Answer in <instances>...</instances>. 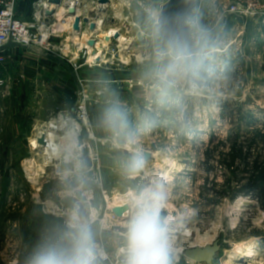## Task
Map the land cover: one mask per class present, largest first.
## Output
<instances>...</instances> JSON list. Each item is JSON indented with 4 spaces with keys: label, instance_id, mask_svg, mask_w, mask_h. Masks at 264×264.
Wrapping results in <instances>:
<instances>
[{
    "label": "rangeland",
    "instance_id": "1",
    "mask_svg": "<svg viewBox=\"0 0 264 264\" xmlns=\"http://www.w3.org/2000/svg\"><path fill=\"white\" fill-rule=\"evenodd\" d=\"M213 1L201 0L189 16H198L210 30L213 49L199 54L201 63L195 74L177 78L170 85L159 80L162 62L157 59V49L164 46L165 36L161 26L158 39L154 25L166 0H139L124 9L118 3H114L117 8L109 7L97 34L98 59H92L90 46L86 48V36L68 33L51 40L49 64L43 58L38 64L26 49H8L7 59L0 62V264H30L40 246L64 242L70 225L84 220L76 219L75 214L78 204L87 200L93 215L92 220L85 219L91 223L94 238L102 235L108 253L115 256L126 247V232L115 231V227L126 226L101 230L110 226L106 218L109 206L115 198L139 191L156 179L164 181L168 194L162 217L171 227L183 222L191 230L187 236L184 232L170 234L172 264H204L186 258L184 252L214 242L221 249L213 264H264V211L251 200L242 206V196L232 199L226 195L207 204L201 187L208 173L199 166L204 160L202 143L208 142L210 134L223 139L237 127L222 119L221 100L247 103L252 112L264 108V0H242L258 13L229 17L227 22L214 7L224 8L231 0H215L212 5ZM24 8L30 15L27 1ZM112 28L130 42L123 45L112 38L105 46L103 38ZM191 38L200 47L192 34ZM64 64L74 73L65 71ZM43 65L47 70L41 73L39 66ZM72 77L80 90H87L90 135L94 126L97 134L87 137L89 140L72 134L71 140L63 131L59 148L50 153L45 165L33 151L35 126L45 127L64 112L80 117L74 111L79 90L69 83ZM102 88L103 94L96 95ZM112 106L125 113L134 142L115 135L104 120H98ZM255 116L264 123V113ZM153 143L157 151L146 161L144 152ZM89 153L99 157L91 171L81 169L80 162ZM136 153L143 158L144 167L130 175L126 165ZM31 158L46 168L37 183L26 170ZM75 175L80 184L72 188ZM211 181L224 184L223 170L216 171ZM206 186L213 188V184ZM251 245H256L255 255L237 260L241 250Z\"/></svg>",
    "mask_w": 264,
    "mask_h": 264
},
{
    "label": "clouds",
    "instance_id": "2",
    "mask_svg": "<svg viewBox=\"0 0 264 264\" xmlns=\"http://www.w3.org/2000/svg\"><path fill=\"white\" fill-rule=\"evenodd\" d=\"M186 24L200 48L194 51L192 42L182 32L172 33L164 39V46L157 49V59L162 62L158 70L162 84L170 85L177 78L195 74L201 63L199 53L212 46L210 30L201 24L198 16L189 18ZM154 25L155 36L160 39L159 20L154 21ZM104 123L115 135H124L129 143L134 142V135L128 130L127 117L119 107L112 106L105 111ZM143 167V158L136 153L126 165V171L134 175ZM167 199L165 183L161 179L130 193L131 212L123 264H172L171 224L161 215ZM30 264H99L91 223L84 219L70 225L64 242L40 246L31 257Z\"/></svg>",
    "mask_w": 264,
    "mask_h": 264
},
{
    "label": "built area",
    "instance_id": "3",
    "mask_svg": "<svg viewBox=\"0 0 264 264\" xmlns=\"http://www.w3.org/2000/svg\"><path fill=\"white\" fill-rule=\"evenodd\" d=\"M26 1L28 2L29 9L31 10V16L29 19L22 18V15L25 12L24 10L20 12L22 3L25 6ZM49 1L50 0H0V62L1 63L7 59L8 49L12 46L20 47L27 50V47L33 44L41 47L43 50L47 52H51L53 51L51 40H53L54 38H58L60 37V35L66 33L73 36L76 34L73 30L74 18L67 17L68 11L70 10L66 9L67 10L66 14H64L63 16L65 19V26L57 27L56 24L57 22H59V20L56 14L53 16H49L47 13L48 11L57 10L55 9V6L57 5L51 4ZM110 2L111 4H113V2L118 3L122 6V8L124 7L129 8L131 4V0H110ZM63 3H68L69 6H74L77 4L79 7H81V3H84L83 9L87 10V8H90L91 6L94 10H97L96 13L100 12L99 10L103 9L102 6H104L102 4H99V0H89L88 2H84V0H63ZM215 3L216 1L214 0L212 5H214ZM200 4H201V0H198L197 6H199ZM214 10L218 14V16L221 19H223V21L225 22H227L229 17L234 16L237 18V16L243 17L258 13V11L244 5L242 3V0H231L226 4V6H224V8H221V5H215ZM82 14L83 17L85 16L89 17V24H85L83 23V21H81V27L83 28V30L80 36L81 38L83 35L86 36L85 45L86 48H89L87 43H89L88 41L90 39L96 38L97 41L99 42V37H97L89 29V25L91 24V22L97 23L99 21V18L91 15L89 16L85 12H82ZM103 21H104L103 23H105L106 21L105 17H103ZM2 84L3 81H0V85ZM86 91L87 90H85V88L83 87L81 88V90L79 88L78 97H77V106L74 111L77 112V114H80V117L77 118V121H80L79 123L81 124L82 123L85 124L84 125L85 127H83V129L85 128L90 136V131L92 129L88 121L89 114L87 108L88 107L87 104L89 102L90 97L86 93ZM103 92L104 90L100 92L97 91L96 95L101 96ZM84 118H87V121L84 120ZM83 129H81V131ZM81 131H79V133L77 134L78 137L82 136ZM82 138L84 139L86 137H82ZM88 156L91 158L92 161L95 162L94 166L92 168H89V170H91L98 164L99 157L93 156L92 153H89ZM83 159L84 157H82V160H80L81 164L83 162ZM83 167L84 166L82 164L81 169H83ZM85 169L87 168L85 167ZM89 201L90 200L85 201L84 206L89 217L88 219L92 220L93 213ZM116 206H120V205H116ZM113 208L109 206L110 214H106V218H108V221L110 222V226L102 227L101 229L102 231L111 229L115 226H122L123 223L124 226L127 227V223H126L127 221L125 222L121 221L118 217H116V215L112 213ZM93 222L94 221H92V223ZM95 243L98 249V259L100 264H123L124 262V259L122 258V256H124L123 248H120V250L115 254V256H111L107 251V245L102 235H100L99 238L95 240Z\"/></svg>",
    "mask_w": 264,
    "mask_h": 264
},
{
    "label": "trees",
    "instance_id": "4",
    "mask_svg": "<svg viewBox=\"0 0 264 264\" xmlns=\"http://www.w3.org/2000/svg\"><path fill=\"white\" fill-rule=\"evenodd\" d=\"M221 106L224 122L237 127L223 139L210 134L208 142L202 143L204 160L199 166L208 177L201 187V194L211 205L217 202L215 198L242 196L255 201L264 211V123L255 116L264 113V108L252 112L246 108L247 103L236 104L231 99L221 100ZM219 169L223 170L225 178L221 186L211 181V176ZM192 172L196 174L197 171ZM206 183L219 189L207 187Z\"/></svg>",
    "mask_w": 264,
    "mask_h": 264
},
{
    "label": "water",
    "instance_id": "5",
    "mask_svg": "<svg viewBox=\"0 0 264 264\" xmlns=\"http://www.w3.org/2000/svg\"><path fill=\"white\" fill-rule=\"evenodd\" d=\"M89 0H84V2H88ZM51 4H55L57 6H64L65 9L70 10L68 11L67 17H72L74 18V23H73V30L77 35H80L83 28L81 27V21L85 24H89V17L85 16L83 17L82 13H78V8H80L77 4L74 6H69L68 3H63V0H50L49 1ZM84 3H81V8L84 7ZM99 4L102 5H111L110 0H99ZM198 0H168L159 15V22L160 25L162 26V29H164V36L165 39L170 36L172 33H184L185 36L192 42L193 44V50H197L200 47L196 46L194 41L191 38V32L188 29V26L186 24V21L188 20V17L193 13L195 8L197 7ZM86 6V5H85ZM58 10H53V11H48L49 16H53L57 13ZM100 12L96 13L95 15H92L94 17H98L100 14L105 11V9H100ZM65 22V19L62 20ZM98 25L95 22H91L89 25V29L92 32H97L98 30ZM97 36V35H96ZM120 37V33H116V35L113 37V39H118ZM105 41L109 43L111 41V37L106 36ZM88 46L90 45L91 47L96 48L98 41L96 38H92L88 41ZM213 49V45L211 47H206L203 51H201L199 54H205L210 52ZM27 50L30 52H33L39 56L43 57H49L51 56V53L43 50L41 47L37 45H29L27 47ZM81 135L83 137H88L89 133L86 129H83L81 131ZM38 142L45 146L47 145L46 137L44 134L41 135V137L38 138ZM157 151V146L156 144L151 145V149L148 151L144 152V159L146 161H149L153 157V153ZM83 166L86 168H92L95 164L94 161L91 160L89 156H85L82 162ZM80 180L77 175L73 176L70 185L72 188H75L79 186ZM131 211L130 205L126 204L123 206H116L112 209V213L116 215L121 221H128L129 220V212ZM77 214L80 219H85L88 214L87 211L84 207V205L80 202L78 204V210ZM116 230H122V231H127V228H120V227H115ZM221 249L220 245L218 242H214L212 245H208L205 247H194V248H189L186 249L184 252V255L186 258L193 260L198 263H204V264H213V261L215 259L216 254L219 252ZM124 259L125 257L122 256Z\"/></svg>",
    "mask_w": 264,
    "mask_h": 264
},
{
    "label": "bare ground",
    "instance_id": "6",
    "mask_svg": "<svg viewBox=\"0 0 264 264\" xmlns=\"http://www.w3.org/2000/svg\"><path fill=\"white\" fill-rule=\"evenodd\" d=\"M114 3L115 2H113V4H111L110 6H108V8L109 7H115ZM102 7L103 8L105 7L104 8L105 11L108 9L107 6H105V5L102 6ZM90 8H91V6H90ZM55 9L58 10L57 13H56V16H57V18L59 20V22H57L56 26L57 27L65 26V22H63L62 20L64 19L63 16H64V14H66L67 10L65 9L64 6H55ZM95 11H97V10H94L93 8H91L90 10L88 8H87V10L83 9L81 7L78 8V13L85 12L89 16L90 15L91 16L95 15L96 14ZM116 11H117V9H116ZM119 13L120 12H118L117 14H119ZM105 14H106V12H103L101 15H99V17H97V18H99V21L97 22L99 28H98L97 32H93L95 35H97L98 32H100V29L102 28V26L104 24L103 23L104 22L103 21V17H105ZM118 32H119V30H117L115 28H112L110 31H108L106 33L104 38L106 36H109V37L113 38L116 35V33H118ZM76 36H77V34L74 35V37H76ZM104 38H103V43H105L104 45L106 46L108 43L105 41ZM116 40H118L123 45H125V44L130 42L121 33H120V37L118 39L116 38ZM90 50L93 53L92 59L100 58L101 55H100L99 52H97L96 48L90 46ZM84 120L87 121V118H84ZM84 125H85L84 123L81 124V123H79L77 121V119L73 118V115L70 112H66V113L64 112L58 118H52L51 120H49L47 126L39 128L37 130V132L35 133L34 137H32V141H33L34 146H35V149L33 150L35 152L34 154H36V155L39 154V156L42 158L43 164L46 165L48 163V157L50 156V153H52V151H54V150L59 148L58 139L62 138L61 137V133L66 130L67 131L66 134H68V136H67L68 138L67 139H71L72 140V137H73L72 134H74V135L78 134L79 131H81V129H83ZM42 134H44L45 137H46L47 145H45V146L41 145L38 142V138H39V136L41 137ZM92 137H94V136H93V133L91 132L90 139ZM87 140H89V138ZM33 158L28 160L27 165H26V170H27V173H28V177L31 179V181L33 183H37V178L39 177V174L41 172L43 173L46 168L45 167H40L38 165V163ZM129 196H130V194H126L124 196L117 197V199L115 198L113 200V203L111 204V208L115 207L116 205H120V206H123V205H126V204L129 205V202H128L129 201ZM240 204L242 206H245V205L250 204V202L245 199V200H241ZM130 212H129V216H130ZM75 217H76V219H79V216L76 215V214H75ZM181 232H184L183 235L187 236V233L191 232V230L188 227H186L183 222H178L177 224H174L171 227V229H170V234H179ZM172 237L175 238L174 235ZM255 246L256 245H251L248 248H246L244 250H241L240 257H237V260L243 259V258H247L248 256L251 257L252 255H255L254 254L255 251H253ZM233 259H236V258L233 257Z\"/></svg>",
    "mask_w": 264,
    "mask_h": 264
},
{
    "label": "crops",
    "instance_id": "7",
    "mask_svg": "<svg viewBox=\"0 0 264 264\" xmlns=\"http://www.w3.org/2000/svg\"><path fill=\"white\" fill-rule=\"evenodd\" d=\"M138 1H139V0H131V3H134V2L137 3ZM167 1H168V0H166V2H167ZM166 2H165V3H166ZM165 3H164V4H165ZM164 4H163V6H164ZM163 6L160 8L161 10H162ZM117 7H118V6H115V8H117ZM91 8H92V7H91ZM91 8H88V9L90 10ZM124 8H125V7H124ZM124 8H123V9H124ZM23 10H25V8H24V4L22 3V7L20 8V12L23 11ZM30 15H31V14H30ZM30 15H28V16H30ZM28 16H27L26 12H24V14L22 15V18H24V19H28V18H27ZM106 16H107V15H106ZM29 18H30V17H29ZM113 18H115V17H113ZM112 20H113V19H112ZM127 20H128V19H127ZM127 20H126V22H127ZM77 36H80V35H77ZM27 52L31 53L30 51H27ZM31 54H33V55H29V58H31L32 60H34V59H35V60H39V61H37V63H38V62H41L42 58H43L44 60L47 61V64H49V62H51V60H52L51 58H50V59H47V57H42V56H40L41 59H39V58H36V56H39V55H37V54H35V53H31ZM35 60H34V61H35ZM42 62H44V61H42ZM38 64H39V63H38ZM39 67H41V68H40V69H41V73L44 72V70H47V68H46L47 66H46V65H43V67H42V66H39ZM62 68H63L65 71H71V73L73 72V69L71 70V69H70L71 67H70L69 65H65V64H64V65L62 66ZM49 69H51L50 66H49ZM80 69H81V68L77 69V71L80 70ZM73 73H74V72H73ZM80 73H82V72L80 71ZM66 81H68V80H66ZM70 82H72V83H71L72 86H76L77 89L79 90L80 87H79L78 85H76L75 80H73V77L70 78L69 83H70ZM64 86H65L64 88H67V85H66V84H65ZM67 89H68V88H67ZM102 89L104 90V88H102ZM96 119H98V117H96ZM98 120H101V121L104 120V115L101 114V115L99 116V119H98ZM42 125H43V124L40 125V123L37 124V126H35V131L37 132L38 127H40V126L42 127ZM93 129H94V132L97 134V132H96V127H95V126H94ZM94 132H93V133H94ZM95 133H94V135H95ZM100 133H101V132H100ZM100 136H101V134H100ZM84 139L86 140V138H84ZM95 168H96V167H94L93 170H94ZM91 170H92V169H91ZM91 170H89V171H91Z\"/></svg>",
    "mask_w": 264,
    "mask_h": 264
}]
</instances>
